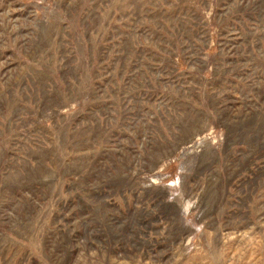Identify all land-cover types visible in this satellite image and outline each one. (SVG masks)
I'll return each mask as SVG.
<instances>
[{"label": "rangeland", "instance_id": "obj_1", "mask_svg": "<svg viewBox=\"0 0 264 264\" xmlns=\"http://www.w3.org/2000/svg\"><path fill=\"white\" fill-rule=\"evenodd\" d=\"M0 264H264V0H0Z\"/></svg>", "mask_w": 264, "mask_h": 264}]
</instances>
